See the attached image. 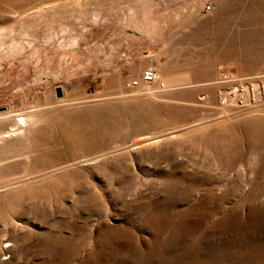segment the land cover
<instances>
[{
	"label": "rangeland",
	"instance_id": "1",
	"mask_svg": "<svg viewBox=\"0 0 264 264\" xmlns=\"http://www.w3.org/2000/svg\"><path fill=\"white\" fill-rule=\"evenodd\" d=\"M0 264H264V0H0Z\"/></svg>",
	"mask_w": 264,
	"mask_h": 264
},
{
	"label": "built area",
	"instance_id": "2",
	"mask_svg": "<svg viewBox=\"0 0 264 264\" xmlns=\"http://www.w3.org/2000/svg\"><path fill=\"white\" fill-rule=\"evenodd\" d=\"M207 7H209V5H207ZM141 78L144 81H152V80H157L158 75H157V72L155 71L154 68H148L142 72ZM138 84H139V80L137 78H133V77L127 78L125 81V85L127 87H134ZM160 85H163V83L160 82Z\"/></svg>",
	"mask_w": 264,
	"mask_h": 264
}]
</instances>
